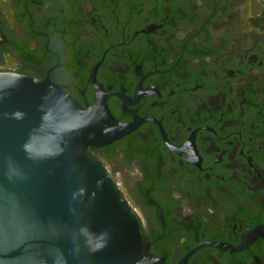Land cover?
I'll use <instances>...</instances> for the list:
<instances>
[{"label": "flooded vegetation", "instance_id": "flooded-vegetation-1", "mask_svg": "<svg viewBox=\"0 0 264 264\" xmlns=\"http://www.w3.org/2000/svg\"><path fill=\"white\" fill-rule=\"evenodd\" d=\"M0 73L131 128L89 150L156 264H264V0H0Z\"/></svg>", "mask_w": 264, "mask_h": 264}, {"label": "water", "instance_id": "water-1", "mask_svg": "<svg viewBox=\"0 0 264 264\" xmlns=\"http://www.w3.org/2000/svg\"><path fill=\"white\" fill-rule=\"evenodd\" d=\"M130 130L47 79L0 73V264H156L89 150Z\"/></svg>", "mask_w": 264, "mask_h": 264}]
</instances>
